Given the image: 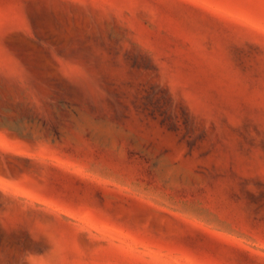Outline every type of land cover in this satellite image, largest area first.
I'll list each match as a JSON object with an SVG mask.
<instances>
[{"label":"rangeland","instance_id":"obj_1","mask_svg":"<svg viewBox=\"0 0 264 264\" xmlns=\"http://www.w3.org/2000/svg\"><path fill=\"white\" fill-rule=\"evenodd\" d=\"M0 264H264V0H0Z\"/></svg>","mask_w":264,"mask_h":264}]
</instances>
